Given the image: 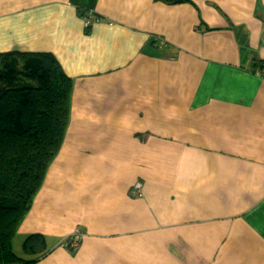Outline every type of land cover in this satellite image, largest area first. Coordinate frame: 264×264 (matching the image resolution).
<instances>
[{
  "label": "crops",
  "instance_id": "obj_1",
  "mask_svg": "<svg viewBox=\"0 0 264 264\" xmlns=\"http://www.w3.org/2000/svg\"><path fill=\"white\" fill-rule=\"evenodd\" d=\"M191 2L0 0V53H51L73 85L16 257L41 235L35 264H264V0Z\"/></svg>",
  "mask_w": 264,
  "mask_h": 264
},
{
  "label": "trees",
  "instance_id": "obj_2",
  "mask_svg": "<svg viewBox=\"0 0 264 264\" xmlns=\"http://www.w3.org/2000/svg\"><path fill=\"white\" fill-rule=\"evenodd\" d=\"M77 12L89 34L98 17L89 7L78 6ZM249 71L262 75L263 62L254 58ZM72 87L51 53H0V264H35L48 254L44 237L31 235L22 245L31 260L20 259L12 239L63 145Z\"/></svg>",
  "mask_w": 264,
  "mask_h": 264
},
{
  "label": "built area",
  "instance_id": "obj_3",
  "mask_svg": "<svg viewBox=\"0 0 264 264\" xmlns=\"http://www.w3.org/2000/svg\"><path fill=\"white\" fill-rule=\"evenodd\" d=\"M129 196L131 198L141 199V184L136 182L133 184L131 189L129 190ZM84 234L80 229H76L73 231L68 237L61 241L60 246L67 251L75 252L79 249L81 242L83 240Z\"/></svg>",
  "mask_w": 264,
  "mask_h": 264
},
{
  "label": "rangeland",
  "instance_id": "obj_4",
  "mask_svg": "<svg viewBox=\"0 0 264 264\" xmlns=\"http://www.w3.org/2000/svg\"><path fill=\"white\" fill-rule=\"evenodd\" d=\"M23 250V249H22Z\"/></svg>",
  "mask_w": 264,
  "mask_h": 264
}]
</instances>
